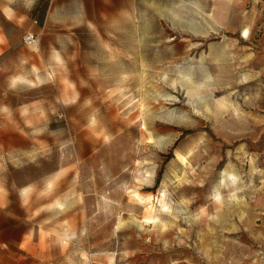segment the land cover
Listing matches in <instances>:
<instances>
[{
	"label": "rangeland",
	"instance_id": "374dc122",
	"mask_svg": "<svg viewBox=\"0 0 264 264\" xmlns=\"http://www.w3.org/2000/svg\"><path fill=\"white\" fill-rule=\"evenodd\" d=\"M0 264H264V0H0Z\"/></svg>",
	"mask_w": 264,
	"mask_h": 264
},
{
	"label": "built area",
	"instance_id": "2783aa9c",
	"mask_svg": "<svg viewBox=\"0 0 264 264\" xmlns=\"http://www.w3.org/2000/svg\"><path fill=\"white\" fill-rule=\"evenodd\" d=\"M35 22H37V20L35 21ZM35 35L33 34V33H28V34H26V36L24 37V41L26 42V43H33V42H35Z\"/></svg>",
	"mask_w": 264,
	"mask_h": 264
}]
</instances>
